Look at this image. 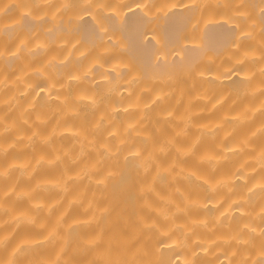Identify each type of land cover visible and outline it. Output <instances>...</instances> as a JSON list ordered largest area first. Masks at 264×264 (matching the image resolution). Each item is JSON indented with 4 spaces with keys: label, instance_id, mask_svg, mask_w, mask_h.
Returning <instances> with one entry per match:
<instances>
[{
    "label": "bare ground",
    "instance_id": "bare-ground-1",
    "mask_svg": "<svg viewBox=\"0 0 264 264\" xmlns=\"http://www.w3.org/2000/svg\"><path fill=\"white\" fill-rule=\"evenodd\" d=\"M89 2L91 7L86 6L85 0H52L48 5H37L36 0H0V80L10 83L21 80L19 103L23 110L39 105L52 117L42 127L32 130L44 134L57 130V147H66L74 135L93 140L88 136V127L93 121L103 119L105 104L110 105L118 117L126 113L138 115L113 94L105 96L98 108L83 105L77 118L65 117L61 121L54 111L60 109L64 101V95L57 90L59 86L53 89L51 83L32 74L49 56L37 49L31 53L35 59L30 60L28 54L17 52L22 41L31 39L35 45L44 38L59 42L64 54L76 53L66 63L56 66L58 73L78 75L90 62H95L98 50L108 53L103 63L112 77L131 78V73L132 77L140 75L147 79L173 70L197 68L194 75L185 71L178 81L174 100L180 104L173 114L179 119L190 107L197 127L209 125L224 129L215 141L216 151L208 137L202 139L197 148L200 153L217 156L221 162L211 177L204 169L196 168L191 158L184 162L183 167L196 171L202 179L199 183H176L184 193V203L190 207L164 220L141 211L140 190L144 181L135 176V162L129 160L105 174L112 179L103 196L82 183L77 193L87 196L84 208L70 206L72 196L57 208L56 215H63L68 224L75 225L70 233L71 244L65 237L56 245L40 246L53 227L49 217L43 218L42 227L7 223L0 230V237L8 238L9 247L0 258L6 259L17 248L30 246L24 264L33 261L51 264L61 260L64 264H90L91 261L107 264L124 258L135 260L137 264H239L241 260L264 264V256L260 254L264 251V169L257 162L264 151V95L260 91L264 89V80L252 65L245 71L234 70L232 65L237 58L231 55L238 48L252 58L264 55L261 52L264 0ZM67 35L73 38L71 44L63 39ZM50 51L54 53L56 49ZM255 68L264 69V64L257 63ZM247 80L251 81L249 94L242 96ZM11 92L9 89L3 98L7 100ZM130 94L131 90L121 87L119 95ZM48 96L50 101L45 100ZM148 96V93H138L135 103L146 101ZM189 100H193L190 106ZM172 103L153 106L152 118L140 125L142 135L150 136L154 147L173 136V128L161 127L156 115L170 109ZM0 114H6L5 119L10 123L23 117V111L15 108L11 111L7 107L0 108ZM31 124L32 120H28V125ZM103 135L101 130L98 136L101 142ZM194 137L195 133L179 144L186 146ZM4 141L12 142L10 137H5ZM220 152L227 153V158H221ZM40 155L48 153L41 148L35 154L13 148L0 163H23L32 161L33 156L39 159ZM170 162L171 154L160 158L164 166ZM59 175V168L39 167L33 180H22L20 187L28 190L35 182L55 180ZM165 179L161 177L162 181ZM95 182H104V177H95ZM208 184L220 187L208 194L205 190ZM157 191L163 194L159 186ZM8 205L17 216L28 208L27 201H9ZM89 208L91 211H87ZM3 219L7 221L9 217ZM84 225L86 227H82ZM241 236L243 244L238 243ZM77 239L89 245L90 250L77 252ZM99 241L103 243L96 247Z\"/></svg>",
    "mask_w": 264,
    "mask_h": 264
},
{
    "label": "clouds",
    "instance_id": "clouds-1",
    "mask_svg": "<svg viewBox=\"0 0 264 264\" xmlns=\"http://www.w3.org/2000/svg\"><path fill=\"white\" fill-rule=\"evenodd\" d=\"M36 2L37 5H48L52 3V0H36ZM85 4L87 7L92 6L89 0H85ZM41 39L42 42L35 45L31 39L22 41V46L17 49V52L28 54L30 60L35 59L31 53L37 49H40L42 54L49 56L46 62L33 69L32 74L51 83L53 89H57L59 86L57 90L64 95V101L61 108L54 111L60 116L61 121L65 117L77 118L79 109L83 105H87L90 109L98 108L105 96L113 94L118 95L121 103L128 104L130 110H135L138 115L129 116L126 113L124 116L118 117L115 110L105 104L103 119L93 121L88 127V136L93 138L92 141L87 137L81 138L80 135H74L66 147H57L56 137L59 135L57 130H53L50 134L32 130L46 124L52 118L51 113L46 112L39 105H34L29 111H24L19 103L22 98L23 82L19 79L12 83L6 79L0 80V108L7 107L9 111L15 108L18 111H23V117L11 123L6 121V114H0V161H4L9 154V149L13 148L19 151L27 150L33 154L38 148H41L48 153L47 156L40 155L39 159H35L33 156L32 161L23 163H0V230L7 223L42 227L43 218L49 217L52 218L53 227L40 246L56 245L65 237L71 244L70 233L75 225L68 224L63 215H56L57 208L69 196L74 197L70 201V206L84 208L88 203L87 196L82 192L77 193L78 186L82 183H85L98 196H103L112 179V176H105V174L110 169H116L126 164L129 160L135 162V176L144 181V187L140 190L141 211L169 220L190 207L184 203V193L176 187V183L180 181L199 183L202 177L196 171L182 165L191 158L196 168H202L210 177L213 176L221 160L209 152L200 153L197 148L200 141L208 137L214 142L212 149L216 151L215 141L224 131L222 128L209 125L197 127L193 122L195 113L190 110V107L184 110L179 119L173 114L180 104L179 101L174 100L178 81L184 77L185 71L194 75L198 69L173 70L151 75L147 79L140 75L132 77L131 73H129L131 78L112 77L103 63V57L108 53L98 50L95 62H90L89 66L81 70L78 75L58 73L56 66L66 63L76 53L64 54L60 51L59 42ZM63 39L67 44H71L73 40L70 35ZM53 48L56 49L54 53L50 51ZM78 51L79 49H77ZM261 52L264 53V48L261 49ZM231 55L237 58L232 65L234 70L245 71L249 65H252L264 80V69L255 68L257 63L264 64V55L252 58L244 53L242 48L233 51ZM76 58L79 59V56ZM96 77L100 78L99 81ZM122 86L131 90V94L128 96L119 95ZM250 86L251 81H245V91L241 94L242 96L249 94L247 89ZM74 88H78V90L74 92ZM9 89L12 92L5 100L4 94ZM260 91L264 95V89ZM157 92L161 94L155 95ZM138 93H148V99L142 103H135ZM45 100L50 101L51 97H45ZM170 101L173 102L172 107L166 108L156 115L161 122V127L168 125L173 128V136L171 139H164L160 146L154 147L151 137L142 135L140 125L147 123L152 118L150 111L153 106L166 105ZM192 103L193 100L188 101L189 106ZM28 120H32L31 125H28ZM101 130L104 131L102 142L98 139ZM193 133H195V137L188 145L181 146L179 144V141L189 138ZM5 137H10L12 142L6 143ZM120 140L122 142L117 143ZM169 154H171V162L168 166L162 165L160 158ZM218 155L221 158H227L228 154L220 152ZM257 162L264 169V151H261ZM39 167L59 168L60 175L55 180L35 182L28 190L21 189L20 182L33 180L34 173ZM97 176L104 177V182L96 183L95 177ZM161 177L166 179L162 181ZM157 186L163 189V194L157 191ZM218 187L220 186L208 184L205 186L206 193L212 194L218 190ZM9 201H27V211L18 216L13 215L8 205ZM87 211H91V209L89 208ZM5 216H8L9 220L5 221L3 219ZM82 227H86V225ZM102 243V241L97 242L96 247H100ZM238 243H244L243 236L239 238ZM75 244L77 252L90 250V246L84 244L82 240L77 239ZM8 247V238L0 237V256ZM29 251L30 246L17 248L6 259L0 258V264H24V258L29 254ZM260 254L264 256V251H261ZM30 264H39V262L33 261ZM51 264H64V262L62 260L52 261ZM90 264H102V262L91 261ZM107 264H137V262L124 258L109 261ZM239 264H249V262L241 260Z\"/></svg>",
    "mask_w": 264,
    "mask_h": 264
}]
</instances>
